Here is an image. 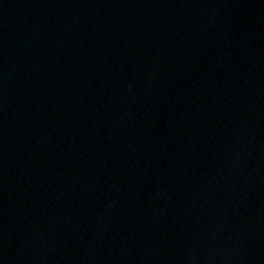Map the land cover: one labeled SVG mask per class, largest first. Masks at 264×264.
Wrapping results in <instances>:
<instances>
[{"label": "water", "instance_id": "obj_1", "mask_svg": "<svg viewBox=\"0 0 264 264\" xmlns=\"http://www.w3.org/2000/svg\"><path fill=\"white\" fill-rule=\"evenodd\" d=\"M0 264H264V0H0Z\"/></svg>", "mask_w": 264, "mask_h": 264}]
</instances>
